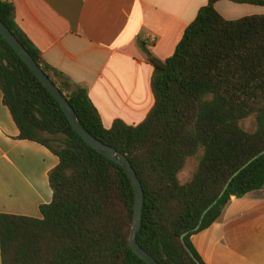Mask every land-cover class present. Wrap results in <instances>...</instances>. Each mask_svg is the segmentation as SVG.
Instances as JSON below:
<instances>
[{
	"label": "trees",
	"instance_id": "16d2710c",
	"mask_svg": "<svg viewBox=\"0 0 264 264\" xmlns=\"http://www.w3.org/2000/svg\"><path fill=\"white\" fill-rule=\"evenodd\" d=\"M209 0L172 57L146 50L154 68L155 106L140 124L116 120L110 129L77 85L48 65L0 0V19L22 43L95 138L132 164L145 192L140 246L160 264H205L192 237L217 222L232 198L264 188V155L222 193L233 175L264 152V15L225 19ZM264 6V0H228ZM3 101L20 139L59 158L50 172L52 202L41 218L0 216L2 264H148L130 244L135 188L125 169L88 145L61 106L0 34ZM253 121L247 130L246 120ZM197 158L192 177L180 174ZM192 255L183 244L182 236Z\"/></svg>",
	"mask_w": 264,
	"mask_h": 264
},
{
	"label": "crops",
	"instance_id": "0c3cea01",
	"mask_svg": "<svg viewBox=\"0 0 264 264\" xmlns=\"http://www.w3.org/2000/svg\"><path fill=\"white\" fill-rule=\"evenodd\" d=\"M44 61L87 88L105 128L116 120L135 126L155 106L154 68L172 57L209 0H3ZM227 20L264 15V6L228 0L216 4ZM59 158L20 139L0 85V216L41 218L52 202L49 175ZM205 264H264V188L232 198L221 218L195 234ZM0 264H2L0 241Z\"/></svg>",
	"mask_w": 264,
	"mask_h": 264
},
{
	"label": "water",
	"instance_id": "95a60500",
	"mask_svg": "<svg viewBox=\"0 0 264 264\" xmlns=\"http://www.w3.org/2000/svg\"><path fill=\"white\" fill-rule=\"evenodd\" d=\"M0 34L2 37L8 42V44L14 49V51L19 55V57L24 61V63L29 67V69L36 75V77L41 81L44 87L51 93V95L56 99V101L61 106L63 112L68 118L70 124L77 132V134L93 149L99 152L108 160L122 166L128 176L130 177L134 188H135V215H134V224L131 231L130 236V244L134 251V253L140 257L143 261L148 264H160L156 259L150 256L138 243V233L142 227V215L144 209L145 202V192L142 186L141 181L139 180L137 173L135 172L132 164L127 159L125 155L117 151L111 146L106 145L101 142L97 138H95L92 134H90L80 123L77 118V115L69 103L68 99L63 95L60 89L55 85V83L46 75L40 65L35 61V59L31 56V54L26 50V48L22 45V43L17 39V37L11 32V30L6 26V24L0 19ZM264 155L262 152L260 155L255 157L253 160L249 161L242 169L236 172L233 177L230 179L222 193L219 197L210 205L202 214L200 224L196 228L199 230L203 220L207 216V214L219 203V201L224 197L227 189L229 188L231 182L245 169L249 166L253 161L258 159L260 156ZM187 234L182 236V241L186 249L192 255V252L189 250L185 237Z\"/></svg>",
	"mask_w": 264,
	"mask_h": 264
},
{
	"label": "rangeland",
	"instance_id": "374dc122",
	"mask_svg": "<svg viewBox=\"0 0 264 264\" xmlns=\"http://www.w3.org/2000/svg\"><path fill=\"white\" fill-rule=\"evenodd\" d=\"M244 126L247 130L253 129V121L251 119L244 122ZM197 158L189 160L184 171L180 174V179L183 183L187 182L191 177L192 173L197 165Z\"/></svg>",
	"mask_w": 264,
	"mask_h": 264
}]
</instances>
